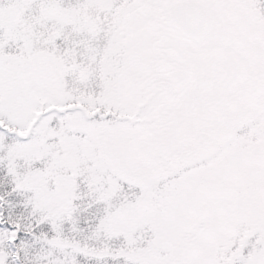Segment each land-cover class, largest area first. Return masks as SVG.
<instances>
[{
	"label": "snow or ice",
	"instance_id": "1",
	"mask_svg": "<svg viewBox=\"0 0 264 264\" xmlns=\"http://www.w3.org/2000/svg\"><path fill=\"white\" fill-rule=\"evenodd\" d=\"M0 264H264V0H0Z\"/></svg>",
	"mask_w": 264,
	"mask_h": 264
}]
</instances>
